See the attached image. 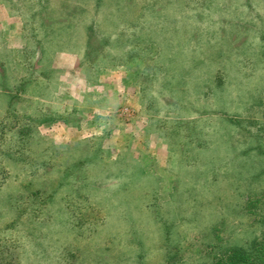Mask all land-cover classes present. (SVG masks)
I'll return each instance as SVG.
<instances>
[{"label":"rangeland","instance_id":"rangeland-1","mask_svg":"<svg viewBox=\"0 0 264 264\" xmlns=\"http://www.w3.org/2000/svg\"><path fill=\"white\" fill-rule=\"evenodd\" d=\"M231 247L264 251V0H0V264Z\"/></svg>","mask_w":264,"mask_h":264},{"label":"trees","instance_id":"trees-1","mask_svg":"<svg viewBox=\"0 0 264 264\" xmlns=\"http://www.w3.org/2000/svg\"><path fill=\"white\" fill-rule=\"evenodd\" d=\"M83 40V39H82ZM83 52H87L88 37L87 40H83ZM264 251L260 247L256 248H242L231 247L227 249V255L224 257L226 260L220 264H257L263 258Z\"/></svg>","mask_w":264,"mask_h":264}]
</instances>
